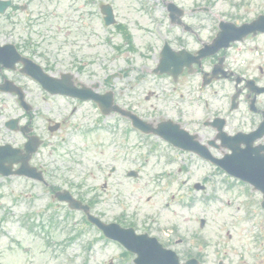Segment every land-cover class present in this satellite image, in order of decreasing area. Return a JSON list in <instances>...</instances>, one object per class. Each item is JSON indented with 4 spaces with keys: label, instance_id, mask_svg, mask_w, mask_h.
<instances>
[{
    "label": "rangeland",
    "instance_id": "obj_1",
    "mask_svg": "<svg viewBox=\"0 0 264 264\" xmlns=\"http://www.w3.org/2000/svg\"><path fill=\"white\" fill-rule=\"evenodd\" d=\"M19 1L27 6L28 16L19 10L15 22L11 21L13 26L8 23V17H1L0 42L9 41L10 37L17 43L31 39L44 54L36 58L37 62L50 65L51 75L71 73L85 86L95 87L93 90L98 94L111 91L118 106L128 109L131 105L139 117L151 121L163 112L173 114L172 103L161 100L170 92L169 81L151 73L162 40L170 41L179 35L177 25L168 21L167 5L173 3L184 12L179 18L181 23L194 28L202 25L205 30L222 13L234 12L232 5L239 0ZM105 2L113 8L117 24L125 26L130 33L134 52L126 51L127 44L116 29L103 26L98 4ZM263 3L264 0H257L258 5ZM200 7L209 8L206 13L190 14ZM142 21L149 29L140 26ZM189 45L197 47L194 42ZM260 50L264 52V48ZM138 54L146 55V59ZM246 60L264 69V56L249 53L235 67L237 72H243ZM109 74L120 75L108 85L104 80ZM139 77L144 80L135 86ZM183 79V85H177L171 99L182 97L179 107L183 111L191 109L189 120H198L196 111L201 113L203 102L208 103L211 111L222 113L231 94V84L220 82L200 91L198 74ZM27 86V98L36 108L35 133L46 139L45 148L35 159V164L48 171L46 180L85 199L98 193L103 197L108 195L107 202L93 207V213L105 220L121 215L135 221L157 222L163 226L161 230L176 228L181 233H197L209 240L212 247L217 245L221 253L232 254L234 261L236 256L253 261L255 254L263 255L261 249H253L264 242L259 193L245 194L250 191L245 187L243 193L240 182L228 179L204 161L178 156L176 161L168 162L162 144L157 143L155 151L150 149L156 139L149 138L147 144L142 142L143 137L131 132L125 119L115 114L102 117L90 102L49 97L36 85ZM212 91L217 92L215 96ZM149 93L157 97L152 95L146 100ZM7 118H21V123L26 120L14 99L3 95L0 96V141L20 143L19 134L3 129L2 121ZM47 119L64 122L62 130L48 134ZM129 170L137 171L138 178H127ZM13 180L7 188L0 184V264H102L103 260L119 254L116 250L97 249L94 240L98 233L91 226H83L80 213L57 207L55 202L51 203L47 190L38 185L24 188L25 182ZM195 183L204 185L206 191H193L191 187ZM105 184L107 190L103 192ZM212 198L215 200L211 201ZM49 217L57 224L49 225ZM201 219L205 221L204 229L199 227ZM248 219H252L255 233L250 231ZM32 225L33 232H29ZM254 240L259 241L254 243ZM89 243L92 247L87 250ZM208 252L213 251L210 248ZM117 264H124V260Z\"/></svg>",
    "mask_w": 264,
    "mask_h": 264
},
{
    "label": "flooded vegetation",
    "instance_id": "obj_2",
    "mask_svg": "<svg viewBox=\"0 0 264 264\" xmlns=\"http://www.w3.org/2000/svg\"><path fill=\"white\" fill-rule=\"evenodd\" d=\"M258 8L263 9V6H259ZM16 9L17 7L12 4L10 11H15ZM251 21L252 20L245 19L242 21V23H249ZM234 22H236V19ZM183 30L184 32L189 33L197 32L190 27H184ZM247 41H250L249 44H252L256 48H264V34L249 36ZM1 44L3 43L0 42V46H2ZM18 48L20 49V53L23 57L34 60L36 48L32 47L29 42H23V46H19ZM220 59L222 69L233 74V76L226 81L234 82L239 73L236 72L237 70L235 68H232L233 63L228 60V51H220L216 56L207 59L205 62L209 64V70L211 71L213 66L217 64ZM15 67L16 68L14 70H4L0 68V88L3 87L6 82L9 83V81L19 85L17 79L21 76V65H16ZM252 71H256V73L251 75L250 72ZM4 74L9 76H4ZM239 76L242 77L240 87L243 90V95L246 100V108L244 110L243 116H241L239 120L235 119L234 117H230V114H227L222 132H224L228 137H234L237 134L250 135L254 132V137L259 139L253 143V146H259L260 151L258 152V155H262L264 154V99L262 98L264 93H262V95L255 93L249 94L245 87L248 79H251L257 86L264 88V70L256 63L253 64L252 62H246L245 69ZM250 76L253 78H248ZM251 102H253V104L250 107ZM214 118H216V116L212 118L210 121L211 124L208 127L203 125V127L208 129L207 131L205 128H192L188 124L184 123H182L181 126L189 133L195 134L200 143L207 145L208 142H213V147L210 149L213 151L219 144L218 138L220 135V132L217 129V124L213 123ZM241 148H244L243 144L241 145ZM255 155L256 154H253L252 157L254 158ZM129 225L130 226L128 227L134 229L137 235L146 234L150 237H154L165 249L174 252L175 256L177 257L176 264H262L264 249H261L263 255L260 257V259L254 260V263H248L243 258H236L234 261V259L231 258L232 254L226 252L218 253L216 249H213L212 243L209 240L207 241L197 233H176L175 235L173 233H159L156 229H152V227L145 228L143 225L147 224L143 223L138 225L133 223ZM210 248L213 251L212 253L208 252ZM130 257L133 264L134 256L130 254ZM255 257H257V255Z\"/></svg>",
    "mask_w": 264,
    "mask_h": 264
},
{
    "label": "water",
    "instance_id": "obj_3",
    "mask_svg": "<svg viewBox=\"0 0 264 264\" xmlns=\"http://www.w3.org/2000/svg\"><path fill=\"white\" fill-rule=\"evenodd\" d=\"M83 97H87V96H83ZM223 167L228 172H230L232 175L239 177L241 180L250 182L251 184L255 185L256 187L261 188L264 191V175L263 174L249 173L245 170H241V168H239V167H238V169H240V171L238 170L239 172L238 171L233 172V171H231V167L224 166V165H223ZM61 199H65V201L70 202V207H72V208H79L80 207V205L76 202H73L67 194H65V197L61 198ZM91 222L99 225L97 220L93 219V220H91Z\"/></svg>",
    "mask_w": 264,
    "mask_h": 264
},
{
    "label": "bare ground",
    "instance_id": "obj_4",
    "mask_svg": "<svg viewBox=\"0 0 264 264\" xmlns=\"http://www.w3.org/2000/svg\"><path fill=\"white\" fill-rule=\"evenodd\" d=\"M142 25L145 26V23L143 22Z\"/></svg>",
    "mask_w": 264,
    "mask_h": 264
}]
</instances>
